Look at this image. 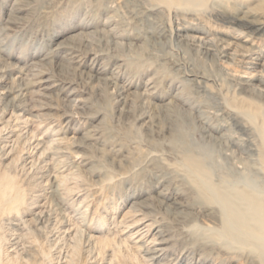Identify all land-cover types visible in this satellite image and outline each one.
Segmentation results:
<instances>
[{
	"label": "rangeland",
	"instance_id": "374dc122",
	"mask_svg": "<svg viewBox=\"0 0 264 264\" xmlns=\"http://www.w3.org/2000/svg\"><path fill=\"white\" fill-rule=\"evenodd\" d=\"M247 11L264 0H0V264H261L217 237L200 183L241 175L239 153L264 189V30L236 44Z\"/></svg>",
	"mask_w": 264,
	"mask_h": 264
},
{
	"label": "bare ground",
	"instance_id": "6f19581e",
	"mask_svg": "<svg viewBox=\"0 0 264 264\" xmlns=\"http://www.w3.org/2000/svg\"><path fill=\"white\" fill-rule=\"evenodd\" d=\"M236 18L242 19L249 23L253 31L247 34L244 39L242 38L241 43H236L234 40L226 39L224 40V44L229 48V46L236 43L237 45L239 44L240 46H242V48H246L245 50H250V45L254 43V40H252V38L255 37V31L258 32L259 30H264V13H254V11H247L237 16ZM246 43H248V45ZM3 76L4 75L1 73L0 80L3 79ZM38 82V86L36 89L34 88V91L44 97L49 96L50 89L52 88L53 83L47 76L40 77L38 79ZM72 100L76 99H73L72 97ZM24 109L19 111L20 114L22 111L24 112ZM177 109L178 112L188 113L187 111L181 109V107H177ZM180 132V141L183 143V146L186 143L190 145V143L186 140L184 132ZM262 144L263 149L261 161L262 164H264V137L262 139ZM184 148H187L186 150H188V147ZM200 153L202 157L204 156L203 158L206 157L205 153ZM202 157L199 158L191 152H188L186 154L188 163L195 167L199 172H202L203 175H206V177H208L211 173V165L206 164ZM234 158L235 162H238V164L236 165L238 167L237 171L242 172L241 175H239L238 177H234V175L230 173L229 170H222L223 175L221 174V177L224 183H214L210 179V176L207 179H201L200 183L208 192L209 198L220 205V214L225 218V223L223 227H220L222 229H220L217 233V237L220 236L228 239L229 241H235L237 243H243L249 246L252 245V248L256 249L260 263L264 264V189H260L258 187V183L256 182V178L258 177H256L257 175L255 169H257L258 167L256 166V162H254L253 160L249 161L248 159L244 158V156L241 157L239 153L238 155L235 154ZM137 203L139 204V206L137 207V214L147 215L148 210L146 211L143 208L147 207L149 203L147 204L143 201H138ZM251 219L254 221V223L250 222ZM130 226L133 227L132 234L135 237L136 242H138L139 240L144 239L141 238L151 228V222L143 219L142 216L135 219V221ZM159 234L160 233L156 234L155 230L153 232V235L149 239L147 238V241L150 244L146 245L145 251L152 258H156L163 250V239Z\"/></svg>",
	"mask_w": 264,
	"mask_h": 264
}]
</instances>
